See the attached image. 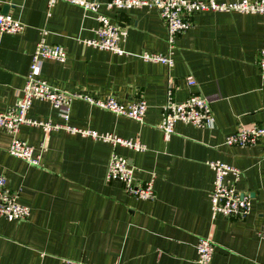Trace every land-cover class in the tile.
<instances>
[{
	"label": "crops",
	"instance_id": "crops-1",
	"mask_svg": "<svg viewBox=\"0 0 264 264\" xmlns=\"http://www.w3.org/2000/svg\"><path fill=\"white\" fill-rule=\"evenodd\" d=\"M47 2L0 0V13L24 27L0 36V113L20 99L35 45L43 38L67 55L64 62H43L40 78L50 87L103 101L112 97L121 104L141 97L147 111L137 122L73 99L66 122L50 103L33 100L27 117L139 138L145 150L113 147L65 129L22 125L16 137L40 156V165L33 166L9 154L11 137L0 129V175L17 202L30 209L25 221L0 218V264H196L199 238L214 244L211 264H264V240L257 235L264 228V141L252 147L224 143L241 127L264 123V75L258 66L264 17L193 14L191 29L175 38L168 68L138 58L168 50L167 28L154 8H100L126 29L125 54L116 55L83 42L94 38L93 15L63 1L51 7ZM187 77L198 89L186 86ZM169 84L176 101L197 90L203 94L214 127L177 123L166 141L158 126ZM112 151L128 160L137 181H152V200L136 199L121 183L104 181ZM213 161L240 171L235 188L251 197L245 218L211 215L215 175L208 163Z\"/></svg>",
	"mask_w": 264,
	"mask_h": 264
},
{
	"label": "built area",
	"instance_id": "built-area-1",
	"mask_svg": "<svg viewBox=\"0 0 264 264\" xmlns=\"http://www.w3.org/2000/svg\"><path fill=\"white\" fill-rule=\"evenodd\" d=\"M58 1L77 6L85 14L93 15L98 24L94 30V38L83 42L88 47L110 51L116 55L125 54L121 44L126 39V29L112 23L106 15L101 14L100 8L102 6L109 10H127L140 7L154 8L166 25L168 50L165 54L143 52L138 55V58L145 62L159 63L168 68L173 66L172 55L175 38L191 29L193 14L202 11H224L264 17V0H230L223 3H218L216 0H107L105 3L97 0H48L47 4L51 7ZM23 28L20 21L0 13V36L21 33ZM66 56V51L62 46L47 44L43 38L35 45L20 99L14 106L0 113V129L11 137L8 148L9 154L29 165H40V156L36 154L34 148L16 137L22 125L42 127L45 131L65 129L82 137L108 142L113 147L119 145L137 152L144 151L145 146L139 138L121 139L110 133L76 129L69 125H53L49 121L41 122L27 117L31 102L33 100H43L59 111L67 122L71 101L80 99L114 115L137 122L143 121L147 111V103L141 97L128 104L118 103L112 97L103 101L89 95L71 94L54 89L40 78L42 64L45 60L52 59L64 62ZM258 66L264 75V49L259 51ZM185 83L187 87L198 89L192 77H187ZM177 123L189 124L198 129H212L215 125L210 103L203 94L197 90L184 101H176L172 95V85L169 84L166 101L161 107V121L158 126L166 141L174 133V127ZM259 141H264V123L241 127L235 133L226 136L224 143L227 146L252 147ZM208 166L215 175L212 190L209 194L211 215L215 217L221 214L228 218H245L250 212L251 197L237 191L235 188V183L240 177V171L219 161L209 162ZM104 181L106 183L114 181L121 183L125 192L136 199L149 201L154 198L152 181L143 183L137 181L128 160L115 151H112L109 156ZM29 215V207L17 202L16 194L6 188V178L0 175V218L9 221H25ZM257 235L264 240V228L258 231ZM214 248V244L210 239L199 238L196 243V264H211ZM65 264L81 263L67 260Z\"/></svg>",
	"mask_w": 264,
	"mask_h": 264
},
{
	"label": "water",
	"instance_id": "water-1",
	"mask_svg": "<svg viewBox=\"0 0 264 264\" xmlns=\"http://www.w3.org/2000/svg\"><path fill=\"white\" fill-rule=\"evenodd\" d=\"M7 8H8V7H6V6L4 7V9H5V11H4V12H5V13H6V9H7ZM129 165H130V164H129Z\"/></svg>",
	"mask_w": 264,
	"mask_h": 264
}]
</instances>
